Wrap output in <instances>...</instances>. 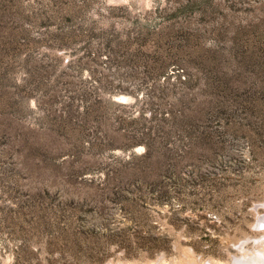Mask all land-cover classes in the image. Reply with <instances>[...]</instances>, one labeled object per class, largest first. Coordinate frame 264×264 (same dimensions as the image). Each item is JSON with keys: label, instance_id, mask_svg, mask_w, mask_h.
I'll list each match as a JSON object with an SVG mask.
<instances>
[{"label": "rangeland", "instance_id": "obj_1", "mask_svg": "<svg viewBox=\"0 0 264 264\" xmlns=\"http://www.w3.org/2000/svg\"><path fill=\"white\" fill-rule=\"evenodd\" d=\"M180 112L179 171H133ZM263 214L264 0H0V264H229Z\"/></svg>", "mask_w": 264, "mask_h": 264}, {"label": "trees", "instance_id": "obj_2", "mask_svg": "<svg viewBox=\"0 0 264 264\" xmlns=\"http://www.w3.org/2000/svg\"><path fill=\"white\" fill-rule=\"evenodd\" d=\"M123 8V6H116L113 8ZM67 15L70 16L71 10L69 11V8H67ZM73 12V11H72ZM67 42H64L62 45H67L68 41L71 43L72 39H76L80 37L77 34H68ZM81 39V38H79ZM80 41V40H79ZM134 43H126L127 47H131V45H134L135 47H131V53L133 55H136L137 52H139L142 49V45L140 42ZM88 53L86 56H84L85 64L90 62V60H87ZM179 115L172 116V121L169 123L167 122V118H159V132L161 134H158L157 138L165 140L163 145L159 148L147 146L145 148L143 156V161L141 163L135 164L131 167V169L138 170L139 172H148V173H163V174H174L179 171V167L183 161H186L188 154L191 152L192 147H186L183 149H174L170 146H167L166 140L174 135L175 133L179 134V136L188 137L189 135V129L186 130V123L191 125L190 121L192 119V116L189 114H186L184 112L178 113ZM185 120V121H184ZM186 122V123H185ZM153 141V140H152ZM116 170L121 171L122 168H117ZM163 203V201H161ZM104 236V244L107 246H110L112 244L115 245V248L117 250H123L124 252L131 253L137 249H144L147 250L149 253H153L156 250H166L168 249V243L166 241H159L158 238H140L137 240H123L122 233L120 231L117 232H109ZM99 239V238H98ZM103 244V245H104Z\"/></svg>", "mask_w": 264, "mask_h": 264}, {"label": "bare ground", "instance_id": "obj_3", "mask_svg": "<svg viewBox=\"0 0 264 264\" xmlns=\"http://www.w3.org/2000/svg\"><path fill=\"white\" fill-rule=\"evenodd\" d=\"M259 222H261V221H259ZM257 242H260V241H257ZM263 243H264V241H263ZM261 244H262V242H261ZM256 249H258V248H256ZM259 255L260 256H258L256 258H255V255H254V257L253 256L252 257H248L247 260L250 259V258H253V260L251 259V261H249V260L247 261L246 258H245V255L238 256V257H235L234 261L232 263H229V264H264V251L262 252V248H261V253Z\"/></svg>", "mask_w": 264, "mask_h": 264}]
</instances>
